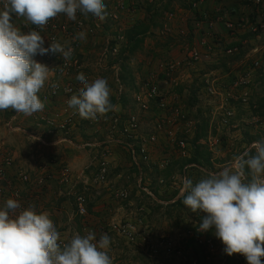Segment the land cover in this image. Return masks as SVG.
I'll use <instances>...</instances> for the list:
<instances>
[{"label": "rangeland", "instance_id": "1", "mask_svg": "<svg viewBox=\"0 0 264 264\" xmlns=\"http://www.w3.org/2000/svg\"><path fill=\"white\" fill-rule=\"evenodd\" d=\"M116 1L118 0H104L107 13L109 8ZM139 1L140 3L137 11H139L140 8V10H142L145 2V0ZM137 11L135 13H137ZM81 15L86 23L88 20L89 22H92L93 16L90 14L88 16H84L83 14ZM100 23H102V30L97 33L95 37H89L96 43V52H93L91 55H89L87 60L82 62L84 65L83 70L90 73L92 76H94V78H105L108 82V86L111 89L110 99L113 96L114 98L118 99L120 89L118 87V83L116 82V78L121 76V70H114L113 65H120L122 60L119 58L117 63V59H115V57H110L108 61H105L101 65L100 58L105 47L106 38L108 36L114 37L116 31L118 29L120 31V28L118 23L110 22L106 19L104 21H100ZM119 23L121 28H123V21L120 20ZM158 30L160 31L161 29L159 28L152 30L154 33L146 38L143 49L145 48L146 42L150 40L152 36L156 37L155 31L157 32ZM143 49L139 52H136L131 57V59L126 62L131 72L132 79L130 80L127 78L125 81L127 84L123 82V96H125L126 100H128V107L132 111H135V113L139 116L138 117L136 115L139 121L138 130L136 132L137 134H133L132 139L129 140L130 144L134 146H139L142 143V138H140L139 135H145L149 133L154 134L155 126L153 129L152 127L155 123V120L153 117L157 114V112L155 110L148 113H137V110L139 109L137 108L134 101L135 93L137 91L135 88L137 87L133 88L132 86H136L134 85L136 83L140 84L149 72L156 71L159 61L170 60L169 58H158L156 66L152 67L153 69H151L150 66H152L154 62L148 57L146 58L145 54L143 53ZM202 55L203 58L201 62L191 66L183 67L181 69L177 75V85H161L162 94L164 95L163 100L165 101L166 105L169 108L179 110V122L176 123V125H178V129L175 137L170 141V149L172 150V154L167 157L169 158V163L166 165V168L168 166L170 168L173 166V168L176 170V172L173 174L174 179H171L170 182H172L171 186L175 189V191H179L180 193L177 198L183 197L181 195V190L183 188V182L185 179H191L193 183H196L208 172H218L228 164L232 163L233 157L248 149L253 142L264 140V117H260L259 114H256L255 111L252 110L251 105L257 100L254 92L256 95L258 94L259 97L264 95V86H260V82L257 83L258 78H262V74H260L258 71L253 72V75L250 76L251 88H249L247 92L244 90H236L231 86V82L238 77V72L236 71L237 74L234 73L233 75H219L220 70L217 71L215 69L213 71H216L218 74L216 72H206V61L208 58L206 57L207 54L203 52ZM51 56L52 54L49 52L45 55L37 54L33 57V59L37 62L45 64L49 69H52L49 74V79L45 83V90L50 86L53 77V70L55 67V63L52 61ZM144 62H151V64L149 66L147 64L143 65ZM248 67L250 68L251 65ZM44 91H42L41 94ZM246 93L247 97L244 96ZM233 96L238 98L240 96L243 97L242 99L236 100L233 98ZM57 105L59 109V113L57 114L62 115L63 120L65 115L62 112L60 104ZM55 111L56 110L52 109L50 112H52L51 114H55ZM110 112L107 113L106 116L102 117V119H106L105 123H99L98 125H87L83 123V125L76 126L74 129L72 128L69 134H67V138H69L68 140L71 141L72 144L64 143L57 147L53 144L55 141L47 142L49 146H44L40 143L42 148L54 147L59 149V155H51L54 160L56 159V162L59 165L61 164L66 151H71L73 153L79 152V154L85 155L86 157L84 160L85 163H83V166L85 167H82L83 169L80 172L81 174L79 173L78 176L77 173L76 175L73 174V171H71L73 169H71V167L68 165L67 167H69L71 172L70 182H79L76 187L77 191H82L84 188L86 189L84 194L86 196L87 210L90 205H92V208L91 212H88L87 218H74L72 220L71 227L69 226L70 231H66L69 233L67 234L68 237L66 236V240H69L76 233H79L82 236L87 234V232L90 230L88 229L90 222H87V219L90 217V220H92V218L94 219L96 217V214L92 213V209L94 208L93 206L95 202H101V206H104V213L103 211L101 213L103 216L102 221L109 225L108 227L105 225L103 229H99V234L98 232L95 234L100 236L102 233H107L109 235L111 242L107 251L108 255L113 261V264H154L152 262L153 259L150 257L151 254L146 248V246L150 247L151 245L145 246L144 244L142 245L140 243L137 245L130 244L118 234L110 231L109 226L112 223L120 224L123 223L124 220H130L127 222L136 224L139 233L144 230L151 232L153 235H151V238L156 242L158 240H170L171 242L176 243V245H183L185 231L197 224H200L204 214L201 215L199 212H191V210L186 206H184L182 209L171 208L170 205L173 204L171 199H159L154 194V184L160 186V198H163V196L164 198H169L172 196L174 189H171L172 187L161 181V179L166 182L168 180L158 177V173L160 171L157 169L149 171L151 174H149L150 178L148 183L145 179V173H143L142 176L140 173L136 174L133 169L134 163L130 159L127 149L123 145L116 144L113 146L111 145L110 147L112 155L109 158L110 167L106 182L102 184H94L92 182V176L95 173V166H93V164L96 163L97 155L102 150V148L94 146L88 147L86 145L99 144L106 141L108 135L107 129L109 126H111ZM117 112L118 108L113 110L111 114L113 113L114 115L115 113L117 114ZM141 116L143 117L142 120L140 119ZM11 117L12 116L9 115V113H3V111H0V118H3L4 120L3 125L7 124V130H9L8 125ZM78 122L80 123V121ZM38 123L40 125L39 127L41 128L38 127L37 129H41L40 131L42 132L43 123L41 121ZM94 132L97 133L94 134ZM59 134L60 136H63L62 138H65L66 136L61 132ZM118 136L121 141L125 142L128 140L125 137H121L120 135ZM197 136H202L197 144L201 146L202 150L210 154L208 157L211 166L206 164L205 168H199L195 165H186L184 166L183 171L179 172L181 164L185 161V159L190 158L192 148L194 147L193 142ZM2 138H6L7 140L6 135H2ZM181 138L187 139L188 149L186 155H182L180 153L176 144V141L178 142V140ZM156 144L157 142L149 146L150 159L152 158L151 153L156 147ZM38 146L34 144L31 145V147L34 148V151L38 149ZM5 150L7 149L1 151L5 152ZM165 159L166 157L159 160L161 163H163ZM174 165H176V167H174ZM145 189L150 192L152 196L147 194ZM123 191H127L130 194L127 200H122L117 196L119 192ZM139 204H141V206H139ZM157 204H160L162 207L156 211L151 210V208H154V206ZM72 205H74L73 202ZM66 209L67 212L64 214L70 218V214L74 210V206L68 205V208ZM126 212L128 213L127 215ZM167 212L170 214L168 215ZM66 222L68 221L66 220ZM66 228L68 229V227ZM80 228L83 230L81 231ZM214 232L215 229H210L208 234L211 238H214L216 242H218L221 249L219 248L218 255L214 256L209 264H227L225 258L226 253L224 252L223 247H221V244L223 243L215 236ZM139 237L140 238L138 239V242H141L143 239L142 235ZM98 240L99 239H97V241ZM194 250L195 248L190 247V249L187 251L191 253ZM238 256L243 260L242 264H248L246 258L243 255L238 254ZM168 263L183 264L180 263L179 259L177 260L175 258L168 259ZM261 264H264L262 257Z\"/></svg>", "mask_w": 264, "mask_h": 264}, {"label": "clouds", "instance_id": "2", "mask_svg": "<svg viewBox=\"0 0 264 264\" xmlns=\"http://www.w3.org/2000/svg\"><path fill=\"white\" fill-rule=\"evenodd\" d=\"M77 12L84 16L90 14L99 21L107 16L104 0H3L0 9V111L12 109L25 116L42 111L45 104L38 93L52 69L33 57L59 53L67 62L74 51L71 47L65 49L55 40L44 47L41 32L21 31L14 24L13 16L43 29L61 14L75 21ZM75 38L84 40L86 33L81 31ZM114 65L119 67V64ZM76 79L82 87L71 95L67 104L82 119L96 120L114 110L111 89L105 78L89 81L81 72ZM117 80L120 81L118 77ZM140 84H134L135 90L138 91ZM163 84L166 85L160 78V89ZM120 85L121 95H124L121 81L119 89ZM51 87L55 89L58 85ZM181 195L183 204L191 212L206 214L199 224L200 232L214 228L227 255L241 254L248 264H261V257H264V140L253 142L234 156L232 163L218 172H208L196 183L185 179ZM110 242L107 233H102L97 241L92 231L84 236L76 233L62 242L61 233L47 211L37 212L34 204L22 208L14 198H8L0 207V264H113L107 251Z\"/></svg>", "mask_w": 264, "mask_h": 264}, {"label": "built area", "instance_id": "3", "mask_svg": "<svg viewBox=\"0 0 264 264\" xmlns=\"http://www.w3.org/2000/svg\"><path fill=\"white\" fill-rule=\"evenodd\" d=\"M149 3H153L154 0H148ZM191 1V0H189ZM205 0H199V2H193L192 6L194 9H198ZM260 6L262 0H247ZM139 6L138 0H125L116 1L110 8L106 16V20L110 22L118 23L120 28L116 31L114 37L108 36L106 38L105 47L102 51L100 63L101 65L108 61L110 57H117L121 49L122 44L125 42L123 36L124 30L121 28L120 20L123 14H133L137 11ZM0 7H3V0H0ZM14 19V16H13ZM204 21L207 23L208 30L202 35L199 40L198 45H189L185 50V55L183 59L180 60H167L159 62L157 70L149 73V75L142 81L139 85L138 91L135 94L134 100L135 104L138 107L139 111L148 113L153 111V106L156 107L157 114L154 116V134L148 138L149 140L141 139V144L139 146L131 145L129 140L132 139L133 134H137L138 130V115L130 114L126 121H121V117L118 115H113L114 118H110L111 126L108 127L107 139L103 143L99 144H87L86 146L100 147L102 150L98 153L96 158L95 173L92 176V182L94 184L105 183L108 174L110 161L109 158L112 155L110 147L111 145H123L127 149L130 159L132 162L140 167V164H148L150 162V150L149 146L153 145L158 141V137L164 134L168 139L173 140L175 134L177 133L176 123L179 122V110L169 108L164 99V95L160 89V78L163 79V82L166 85H177V75L183 67L191 66L201 62L203 55L202 49H209L211 46H217L220 42L217 37L216 27L218 24H223L227 32H230L231 37H235L237 34L247 30L249 28V23L246 19L232 20L228 12H224L223 15H206ZM86 23L82 18L81 13L77 12V19L75 21H68L66 15L61 14L56 18L50 20L48 24L43 28L39 29L35 25L26 23L23 25L21 31L27 33L29 30H36L41 32V36H44L46 47L50 46V43L55 40L67 49L71 47L74 51L71 58L65 62L63 57L59 53H51L52 61L55 63L53 70V77L48 89L43 93L40 98L44 102L45 107L42 112V116L39 121H41L46 130L47 136H57L59 133L65 134V138H57L53 144L60 146L64 143H70L67 138L70 130H72L76 121H83L87 125H98L99 123H105L106 119L98 117L96 120L91 119H82L78 113L70 108L67 104L68 99L71 95L78 92V89L82 87L79 81H77L76 76L78 73L83 72L89 81L95 79L90 73L85 72L84 65L81 60V48L83 40L76 39L77 33L83 31L88 37H95L97 33L102 30V23L93 17L92 22ZM262 29H264V23L262 24ZM251 32H257L256 27H250ZM236 49H229L227 54H234ZM261 64L259 62L254 63L253 70L260 69ZM252 70V71H253ZM251 74V72H250ZM120 84V81L117 80ZM52 84L58 85L57 88L53 89ZM250 84V75L246 74L244 77H240L235 80L234 84H231L233 89L246 90L247 85ZM244 87V88H243ZM122 94V87L120 85L119 95ZM247 97V93L244 94ZM243 96L239 98L233 96L234 99H242ZM59 102V103H58ZM57 104H60L62 112L65 115V118L62 120L63 116L59 115V109L51 114L50 112L53 108L58 107ZM47 106V107H46ZM50 106V107H49ZM137 115V116H136ZM61 120V121H59ZM8 128L13 130L11 124L8 125ZM125 137L127 141H121L119 136ZM39 142L44 146H49L44 137L38 138ZM129 142V143H128ZM150 142V143H148ZM177 147L182 155H186L188 149L187 139H179L176 141ZM149 154V155H148ZM168 157V156H167ZM165 159L163 163H160V168H166V165L169 163V158ZM0 195H9L14 199H17L21 203V207H27L30 202V199L35 200L36 202L40 200L41 194L44 192L46 186L50 183H56L59 186H70L71 184V172L69 167L64 165L57 164L56 160L52 159L49 163H44L39 168V175L36 180L33 179L32 175L28 172H19L15 177H11L8 173L9 168H11L15 162V156L12 152H1L0 153ZM158 164V163H157ZM92 165V164H91ZM159 167V166H158ZM18 184H23L26 188H29L32 192L35 191L32 198L24 199L23 192L18 188ZM38 191V192H37ZM86 189L82 191H77V188L74 187L69 192V197L73 200L74 206V216L81 219H85L88 216L86 196ZM147 194L151 195L146 189ZM40 194V195H39ZM117 196L122 200H127L130 196L129 192L123 191L119 192ZM201 215L205 213L199 212ZM142 226V225H141ZM199 224L189 228L186 233H184V244L176 245V243L168 241L157 242L151 238V233L144 230L138 232L136 224L131 222H123L120 224H111L109 226L110 231L118 234L120 237L125 239L128 243L137 245L138 243L146 245H151L147 247V251L150 252L151 258L154 261V264H169L168 259H179L180 263L183 264H209L211 259L218 255L220 245L214 238H211L207 232H200L198 230ZM146 229V228H144ZM214 229V228H213ZM89 231L94 232L93 229ZM95 233V232H94ZM142 235V241L138 242L139 236ZM150 235V236H149ZM153 236V235H152ZM191 242L193 248L198 253V258L193 255V252L187 251L186 244ZM62 242H66L62 240ZM221 247L224 249V245L221 244ZM221 249V248H220ZM204 250V252L202 251ZM228 255L226 254V257ZM264 260V257H262Z\"/></svg>", "mask_w": 264, "mask_h": 264}, {"label": "crops", "instance_id": "4", "mask_svg": "<svg viewBox=\"0 0 264 264\" xmlns=\"http://www.w3.org/2000/svg\"><path fill=\"white\" fill-rule=\"evenodd\" d=\"M262 2L263 3L261 6H256L254 4H244L243 2H240L238 0H229L226 2V5L224 6V8L223 7L220 8L216 0H207L206 3L200 7L199 9L200 14H195L190 10L184 9L179 2L174 1L170 7L171 12L165 13L164 15V19L162 21L163 24H162V27L160 28L161 30L160 31L158 30L157 32L155 31L156 37L152 36L151 39L146 42L145 48L143 49L144 52L143 51L142 52L145 54L146 58L148 57L150 60L154 62L152 66H150L151 69H153L152 67L156 66L157 59L161 57L175 59V60L183 59L187 46L189 45L193 46L195 44L198 45L199 40L202 37V35L207 32L208 30L207 23L204 21V18L206 15H211V17L216 14L223 15L224 12L227 10L226 12L229 11L228 14L232 20L246 19L248 21L251 18L252 14H255L256 17L255 16L252 17V20L255 21V19H257L256 20L257 23H264V0H262ZM0 9L2 8L0 7ZM140 9L139 11H137V13H134L133 15L132 14L122 15L123 18H121V21H123L122 27L124 30H127L128 28L132 27L137 20H140L144 17L145 15L144 11ZM68 21H71V20L68 19ZM13 22L16 26H19L20 29H22L23 25L27 23L23 18H17L15 16H14ZM216 31L218 33L217 37L220 40L219 44L217 46H211L209 47V49L200 48V50L203 53L207 54L206 57L208 58V60L206 61L207 63L206 67L208 70L205 69V71L211 72V73L216 72V71H213L214 69L219 71L220 68L222 67L221 64L223 63V59H225V57L227 56L224 53V49L230 44H236V43L242 42L243 35L245 34L246 31H248V29L241 32L240 34H237L235 37L229 36L223 24H218L216 27ZM152 33H154V31H152ZM42 37L44 38V36ZM250 43L252 44L254 48L249 53H247L242 60H240L238 63H236L232 67V73H236L237 71L238 74L240 75L245 70L248 72L250 70L248 66L250 65L251 61H261L262 64L264 65V36L263 35L258 36L257 38L251 40ZM44 47H46L45 39H44ZM206 50H207V53H206ZM93 52L94 53L96 52V43L94 42V40H91V38H89L86 35V39H84L82 42L81 60L82 61L87 60L89 55H91ZM235 53H237V51ZM145 64L149 66L151 62L149 63L144 62L143 65ZM218 65L220 68L218 67ZM228 66L230 67L231 65L228 64ZM86 67H89V66H86ZM113 69L119 70V67L117 65H114ZM253 71L250 70V72H253ZM222 74L228 75V74H225L224 72H221L220 70L219 75H222ZM41 90L44 91L45 89L42 88ZM41 92L38 93L39 98H41L44 93L43 92L41 94ZM117 108H118V112L117 114L116 113L115 114L120 117H125L130 114H136L135 111H132L131 109H129V107H124L123 105H119V104L116 105L114 110H116ZM57 109L58 107H56L55 109L53 108V110H57ZM137 111H138L137 113L141 112L139 110ZM42 112L43 110L38 111L31 116H25L22 113H16L12 109L3 111V113H9V115L12 116L9 124H11V126L13 127V130L9 128H8L9 130H7L6 128L7 124L3 125L4 120L3 118H0V153L4 152L1 150L7 149L5 150V152L6 151L12 152V154L15 156V162L13 166L9 168L8 170V173L11 177H15L16 174L19 172H28L30 175H32L33 179L36 180L39 175L40 166L44 163H49L52 159H54L52 158L51 155H59V149L54 148V147H49V148L43 147L42 148L38 140V138L42 136L45 138L47 142L49 141L52 142V141H57V138L63 137L62 135L60 136V134L57 136H47L44 125L42 127L43 129L42 132L40 131L41 129H37L40 126L38 122L42 116ZM142 116L140 117L141 120L143 118ZM79 121L80 123L78 121L75 122L73 129L76 128V126L83 125L84 122L81 120ZM153 128H154V125L152 129ZM96 133L97 132H94V134ZM152 134L153 133H149V134L139 135V136L140 138L145 137L144 139L149 140L148 138H150ZM2 135H6L7 140L6 138H2ZM88 137H91V136H88ZM36 141H38L39 143ZM170 141L171 140L168 139L164 134L160 135L158 137L156 147L153 149L151 153V156H152L151 164L152 165H148L147 167V166H144L145 164L143 163L140 164V167H139L140 175L142 176V169H141L142 167L143 173H145V176H146L145 179L147 183L150 178L149 174H151L149 173V171L157 169L158 171H160L158 173V177H162L168 180L166 182L163 179H161V181L164 182L166 185H169L170 187H172L171 186L172 182H170V180L174 179V176L171 175L172 177H170L169 175L165 177L166 170L165 168H160L161 162L159 160V159H162L172 154V150L170 149L171 147ZM32 144L37 145V146L39 145L38 149L34 151L33 150L34 148L31 147ZM85 158H86L85 155L79 154V152L73 153L71 151H66V153H64L61 165H65V166L68 165L69 167H71V169H73L71 170L73 171V174L76 175L77 173V176H78L81 170L83 169L82 167H85L83 166L84 165L83 163H85L84 161ZM0 164H1V160H0ZM156 165L157 166L159 165V168ZM141 181H142V178H141ZM78 183L79 182H71L70 186H59L56 183H50L46 186L44 192L41 194L40 200L36 202L35 200L30 199V202L35 205L37 212L47 211L49 213L50 218L53 220L54 224L57 227V230L61 233L62 240H65V241H67L66 236L68 237L67 234H69L66 231L68 230L70 231L72 220L74 218H79V217L74 216V210L71 212L70 218L64 214L67 212L66 208H68V205L73 206L72 205L73 201L69 197V192L72 188L77 187ZM153 186L156 190H158V194H159L160 186H157L155 184ZM18 188L23 192V196L25 200L28 197L29 198L35 197L34 196L35 191L32 192L29 188H26V186H24L23 184L22 185L18 184ZM171 189H174V188L172 187ZM173 191L175 192V189ZM8 198H12V197L9 196L8 194L0 195V207L3 206V204ZM163 199H164V196H163ZM170 199H171V196H170ZM177 199L178 198L172 199L171 202L175 203ZM164 200H167V199H164ZM101 205H102L101 202L94 203V206H93L94 208L92 209L93 210L92 213L96 214V217L94 219L92 218V220H90L91 218L88 217L87 222H90L88 229L95 230L97 228V230H99V229H103L105 225L108 227L109 224L102 221L103 216L101 215V213L104 210L103 209L104 206H101ZM127 214L128 213L126 212V215ZM66 220L68 222H66ZM126 221H130V220H124V222ZM65 226L68 227V229ZM80 230L82 231L83 229L80 228ZM96 236H97L96 240L100 238L98 234H96ZM152 262L154 263V261Z\"/></svg>", "mask_w": 264, "mask_h": 264}, {"label": "trees", "instance_id": "5", "mask_svg": "<svg viewBox=\"0 0 264 264\" xmlns=\"http://www.w3.org/2000/svg\"><path fill=\"white\" fill-rule=\"evenodd\" d=\"M174 1L179 2L184 9L190 10L195 14H200L199 9L203 4L206 3L207 0H205L204 3L198 9H194L192 6V3L193 2H199V0H191V1H189V0H154L152 4H149L148 3L149 1L145 0L144 5L142 7V11H144V14H145L144 18L137 20L132 27H130L127 30H125L124 32H122L123 36L125 38V42H124L122 48L120 49L119 55H118V59L120 58V60H122L121 64L119 65L120 70H121V76L119 77V79L122 83L124 82L125 84H127L125 82L127 78H129L130 80L132 79L131 72H130L126 62L129 61L131 59V57L136 52H139L143 49L144 42H145L146 38L152 34L153 29H158V28L162 27V24H163L162 21L164 19V15H165V13L171 12L170 7ZM216 1L219 4L220 8H222V7L224 8V6L226 5V2L229 0H216ZM238 1L243 2L244 4H253L251 2H248L247 0H238ZM159 10H161V11H159ZM254 16H255V14H252L251 18L250 19L248 18L249 19L248 23L250 26L248 28V31H246L245 34L243 35V38H242L243 41L240 43H236V44H230L224 49V53L226 54L227 49L237 48V53L232 54L230 56L226 54L228 57L226 56L225 59H223V63L221 64L222 67L220 69L221 72H224L225 74H228V75H233L234 73H232V67L236 63H238L240 60H242L245 57V55L247 53H249L254 48L252 46V44L250 43V41L257 38L258 36H261V35L264 36V29H262V27H261L263 23H257L256 22L257 19H255V21L252 20V17H254ZM251 26L256 27L257 32H251V30H250ZM227 33L230 36V32H227ZM118 59L116 61L117 63H118ZM255 62H259L261 64V68L256 69L253 72L258 71L260 74H262V78L259 77L257 80V83L260 82V86H264V65L262 64V62L261 61H251L250 62L251 67L249 69L251 71L253 70ZM228 64H230L231 66L229 67ZM249 69H247V70H249ZM250 70L248 72L245 70L242 74H240L237 78H235L231 82V84H234L236 79H238L240 77H244L246 74L247 75L249 74L250 76L253 75V72H251V74H250ZM250 85H251V82H250V84L247 85L246 90H245L246 92L249 90V88H251ZM132 87L135 88V86H132ZM238 90H242V88H240ZM254 95L256 96L257 100L254 104H251L252 110L255 111L256 114H259L260 117L261 116L264 117V95L262 97L261 96L259 97L258 94L256 95L255 92H254ZM111 102L115 106L119 104V105H123L124 107H128V100H126L125 96H123V95L119 96L118 99L112 97ZM111 112H110V118L112 119L114 117H113V113L111 114ZM128 117H129V115L125 116V117H121V119H122L121 121H123V122L126 121V119H128ZM201 137L202 136H197V138L193 142L194 147L192 148V153L190 154V158L185 159V161L181 164L179 172H182L184 166H186V165H195L199 168L200 167L205 168L206 164H208V166H211V164L209 162V157H208V156H210V154H208L207 152L202 150L201 146H199V144H197V142L200 141ZM148 165H152L151 160L148 164H146L144 166L148 167ZM174 167H176V165H174ZM133 169H134V172L136 174L140 173L139 167L137 165L134 164ZM174 171H176V170H175V168H173V166L171 168L168 166L166 168L165 177H167L169 175H170V177H172L171 175H173V173H175ZM142 174H143V168H142ZM154 194L159 199H163V198H160V196L158 194V190L155 189ZM179 194H180L179 191H175L171 196V200L176 199L179 196ZM164 199H170V197L164 198ZM139 206H141V204H139ZM170 206H171V208H181L182 209L185 206L183 204V197L178 198L177 201H175V203H173ZM161 207L162 206L160 204H157L156 206H154V208L152 207L151 210L156 211V210H159ZM91 208H92V205L89 206L88 212H91ZM149 209H150V207H149ZM152 214H154V213H152ZM167 214L169 215L170 213L167 212ZM186 231H185V233H186ZM94 232L95 233L98 232V234H99V230L95 229ZM185 247H187V250H188V249H190V247H193V246H192L191 242L188 241V243L186 244ZM202 251L204 252V250H202ZM193 255L197 258L199 256L198 252L196 250L193 251ZM225 258H226L227 264H242V261H243L238 256V254H233L231 256L228 255Z\"/></svg>", "mask_w": 264, "mask_h": 264}]
</instances>
